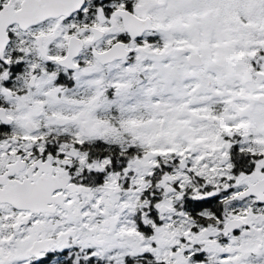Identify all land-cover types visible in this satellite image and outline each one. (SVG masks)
Here are the masks:
<instances>
[{
  "label": "snow or ice",
  "instance_id": "6c2138e0",
  "mask_svg": "<svg viewBox=\"0 0 264 264\" xmlns=\"http://www.w3.org/2000/svg\"><path fill=\"white\" fill-rule=\"evenodd\" d=\"M0 264H264V0H0Z\"/></svg>",
  "mask_w": 264,
  "mask_h": 264
}]
</instances>
